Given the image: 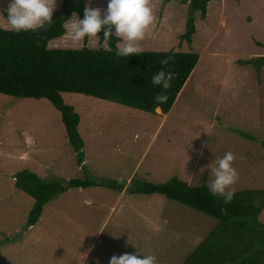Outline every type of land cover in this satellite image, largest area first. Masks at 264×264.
Listing matches in <instances>:
<instances>
[{
	"label": "rangeland",
	"instance_id": "374dc122",
	"mask_svg": "<svg viewBox=\"0 0 264 264\" xmlns=\"http://www.w3.org/2000/svg\"><path fill=\"white\" fill-rule=\"evenodd\" d=\"M83 1L107 7V0ZM192 1L149 0L154 22L139 41L141 51L200 56L168 114L62 94L80 115L82 165L48 100L0 94V264H108L112 255L137 249L153 254L156 264H185L216 220L163 195L130 190L175 177L207 186L205 166L226 151L237 172L232 191L264 190V66L245 64L264 55V0H202L206 17L194 12L189 44L181 36ZM63 2L56 0L54 11ZM8 3L0 0V9ZM76 19L49 48H97L96 37L72 40L67 28ZM25 169L63 184L95 177L100 185L59 193L28 228L35 201L14 178ZM258 221L264 225V210Z\"/></svg>",
	"mask_w": 264,
	"mask_h": 264
},
{
	"label": "trees",
	"instance_id": "16d2710c",
	"mask_svg": "<svg viewBox=\"0 0 264 264\" xmlns=\"http://www.w3.org/2000/svg\"><path fill=\"white\" fill-rule=\"evenodd\" d=\"M84 6L83 0H64L61 9L53 12L51 22L35 31L17 33L0 27V94L48 100L60 112L69 144L81 165L85 156L84 141L78 129L81 119L75 109L64 102L63 93L86 95L146 113L155 114L160 109L165 115L200 58L195 52L178 51H141L127 58L118 57L114 36L104 46L98 39L95 49L86 46L49 48L50 41L66 33L65 24L70 19L77 17L76 14L82 18ZM198 11L205 19L206 2L193 0L185 33L181 36L189 44L196 32L193 14ZM98 35L102 37V32ZM245 64L255 65L260 70L264 66V55ZM160 69L174 74L167 89L151 82L153 73ZM157 94H164L167 99L158 102ZM14 178L15 187L35 201L28 214V228L38 223L45 205L59 193L100 185L95 177L71 179L63 184L59 180H45L26 169L16 173ZM131 191L163 195L216 220L211 231L184 260L185 264H264V225L258 221L264 210L263 189L233 192V199L227 204L210 194L206 185L192 186L176 177L165 184L141 183Z\"/></svg>",
	"mask_w": 264,
	"mask_h": 264
},
{
	"label": "clouds",
	"instance_id": "9594fccd",
	"mask_svg": "<svg viewBox=\"0 0 264 264\" xmlns=\"http://www.w3.org/2000/svg\"><path fill=\"white\" fill-rule=\"evenodd\" d=\"M56 0H9L6 9H0L3 14V24L0 27L13 32L35 31L43 28L53 18ZM72 21L67 28L73 41H80L85 37L101 39V46L108 43L110 37H116V55L130 57L140 54L139 41L144 37L147 29L154 22L153 10L149 0H107L104 10L94 8L86 3L82 18ZM102 32V37L98 35ZM166 63V61H161ZM171 71L160 69L153 73L151 82L163 89L169 87L173 78ZM167 99L164 94H157L155 100L163 102ZM234 155L226 151L223 156L215 157L208 165L207 187L210 194L223 199L227 204L233 199L231 185L234 184L237 172L233 167ZM205 169L202 168L201 172ZM108 264H156L153 254L122 253L112 255Z\"/></svg>",
	"mask_w": 264,
	"mask_h": 264
}]
</instances>
